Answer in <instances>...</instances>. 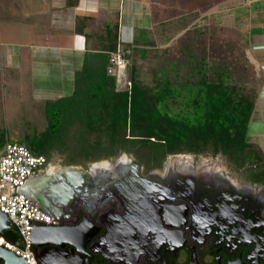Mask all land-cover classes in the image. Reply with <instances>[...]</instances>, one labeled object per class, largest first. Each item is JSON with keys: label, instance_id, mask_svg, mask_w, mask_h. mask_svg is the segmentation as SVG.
Wrapping results in <instances>:
<instances>
[{"label": "flooded vegetation", "instance_id": "flooded-vegetation-1", "mask_svg": "<svg viewBox=\"0 0 264 264\" xmlns=\"http://www.w3.org/2000/svg\"><path fill=\"white\" fill-rule=\"evenodd\" d=\"M178 156L145 171L121 153L103 160L107 168L85 173L88 182L64 207L61 224L86 225L77 227L90 237L76 246L33 243L36 264H264V193L239 184L207 159ZM90 165L78 167L88 171ZM65 166L60 159L50 162L22 188L47 213L54 208L52 179ZM103 185L113 191L102 198ZM9 233L14 231L0 234V243Z\"/></svg>", "mask_w": 264, "mask_h": 264}, {"label": "trees", "instance_id": "trees-1", "mask_svg": "<svg viewBox=\"0 0 264 264\" xmlns=\"http://www.w3.org/2000/svg\"><path fill=\"white\" fill-rule=\"evenodd\" d=\"M185 61L183 79L172 77L169 65L144 82L133 68L128 85L118 89L106 72L108 54H88L74 73L72 93L44 103V130L16 142L47 159L58 151L69 164L125 152L160 166L170 154L220 153L233 168L248 165V179L264 185L263 154L247 139L255 95L227 62L209 65L193 52ZM5 140L0 132V146ZM5 239L19 242L16 231Z\"/></svg>", "mask_w": 264, "mask_h": 264}, {"label": "crops", "instance_id": "crops-1", "mask_svg": "<svg viewBox=\"0 0 264 264\" xmlns=\"http://www.w3.org/2000/svg\"><path fill=\"white\" fill-rule=\"evenodd\" d=\"M253 3L262 8L263 21H252L249 32L262 30L250 35L254 45L264 46V4ZM178 13L170 0H0V132L4 102L18 105L33 88L42 99L32 103L42 107L70 95L88 54H109L119 45L128 71L138 70L178 35L172 25ZM259 95L264 98V81ZM251 119L248 141L261 131Z\"/></svg>", "mask_w": 264, "mask_h": 264}, {"label": "rangeland", "instance_id": "rangeland-1", "mask_svg": "<svg viewBox=\"0 0 264 264\" xmlns=\"http://www.w3.org/2000/svg\"><path fill=\"white\" fill-rule=\"evenodd\" d=\"M170 1L177 2L178 5V18L172 23L173 27L177 26L173 31L176 29L178 35L168 45L147 56L146 62L142 63L137 70L138 76L142 81L150 82L154 69L169 68L170 65L172 66V69L169 68L172 77L175 75V78L179 76L183 79L188 73V63L185 61L188 52L203 56L209 65L227 62L235 71L234 78L239 80L248 92L255 95L254 114L252 115V119H254H251L253 122L251 124H256L261 131L250 135L249 142L261 151L263 154L261 163L264 164V98L259 95L264 81V50L260 52L261 49H257L258 46L254 45L250 35V33L262 35L263 32L262 30L249 32V24L252 21L260 19L263 21L262 8L250 0ZM35 92V88H33L26 96H20L21 101L18 105L9 102V100L3 103V125L7 133L6 140L16 141L25 134L30 135L44 130L46 121L42 103L38 102L42 98ZM35 99L38 101L32 103ZM123 153L139 161L134 154ZM176 155H179V158L191 156L194 159H207L209 163L220 166L239 184L249 186L255 193H264L263 184L253 183L248 179V165L233 168L220 153L170 154L165 160L173 161ZM49 159L51 162L60 159L66 165H81L83 168L92 162L110 161V158H102L85 164H69L65 162L64 155L58 151H53ZM139 162L144 165L145 171L160 169L162 165V163L160 166H155L144 161ZM257 167L258 164L254 168Z\"/></svg>", "mask_w": 264, "mask_h": 264}, {"label": "built area", "instance_id": "built-area-1", "mask_svg": "<svg viewBox=\"0 0 264 264\" xmlns=\"http://www.w3.org/2000/svg\"><path fill=\"white\" fill-rule=\"evenodd\" d=\"M251 2H263L264 0H250ZM264 28V22H263ZM257 49H264L258 46ZM127 60L123 56L122 49L116 45L108 54L106 72L114 76L118 89L125 88L127 83ZM51 159L44 155L31 153L25 145L16 141L5 140L0 148V209L7 213L19 230L23 240L19 238L24 251L2 240L6 248L14 251L16 255L26 258L27 264H36L31 252L29 231L33 223L36 225H53L56 222L50 214L43 211L23 191L28 178L42 171Z\"/></svg>", "mask_w": 264, "mask_h": 264}, {"label": "water", "instance_id": "water-1", "mask_svg": "<svg viewBox=\"0 0 264 264\" xmlns=\"http://www.w3.org/2000/svg\"><path fill=\"white\" fill-rule=\"evenodd\" d=\"M100 162V161H97ZM92 162L90 165V169L87 171L86 169H80L78 166L68 165L65 166L61 171H59L52 179V184L48 190L49 196L52 198L51 204H53L54 208L49 210V214L56 222L53 225H36L32 224L31 229L29 231L30 242L35 245H39L41 243H70L71 245L76 246L79 240L86 241L90 237V232L88 233L86 229L82 230L81 227L77 226H86V225H68L61 224L64 222L66 217V213L64 207L69 203V201L76 197L78 193L81 191L80 186L84 182H88L85 173L92 175L91 171L92 166L97 163ZM101 183L105 181L107 178V174H100ZM117 184L121 183V179L118 177L115 179ZM122 184V183H121ZM121 187V186H120ZM121 189V188H118ZM110 191H113L111 188H107L103 185L98 191V195L102 198L107 196ZM117 191V190H116ZM39 199L38 197H35ZM44 201V199H40ZM46 200L44 201V203ZM44 226V227H43ZM68 226H76V227H68ZM87 226H92L91 224H87ZM42 228V229H41ZM16 231L18 237L22 238L19 230L15 227L11 218L7 213L0 209V234H3L7 231ZM40 232V233H39ZM38 234V235H37ZM43 235L44 240L39 242L37 240V236ZM41 235V236H42ZM24 242V240H23ZM11 246L15 248H19L24 251L23 246L20 242L11 243ZM0 259L2 260L1 264H27L26 258L22 256L16 255L14 251L6 248L3 244H0Z\"/></svg>", "mask_w": 264, "mask_h": 264}, {"label": "bare ground", "instance_id": "bare-ground-1", "mask_svg": "<svg viewBox=\"0 0 264 264\" xmlns=\"http://www.w3.org/2000/svg\"><path fill=\"white\" fill-rule=\"evenodd\" d=\"M123 159H126V157H122V160ZM108 167V162H106V161H101V162H99V163H95L93 166H92V168L93 169H98V168H107ZM92 169V170H93Z\"/></svg>", "mask_w": 264, "mask_h": 264}]
</instances>
